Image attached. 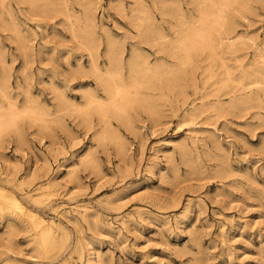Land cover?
<instances>
[{
  "label": "rangeland",
  "instance_id": "rangeland-1",
  "mask_svg": "<svg viewBox=\"0 0 264 264\" xmlns=\"http://www.w3.org/2000/svg\"><path fill=\"white\" fill-rule=\"evenodd\" d=\"M143 1H93L94 30L102 40L101 65L108 38L122 44L124 56L136 44L152 61L160 55L167 65L177 63L168 53L144 43L141 27L135 22L145 16L141 12L144 9L174 36L176 18L161 14L163 5L172 0ZM175 1L184 12L192 7L189 0ZM261 1L252 0L251 7L242 13L229 12L241 40L239 46L220 51L222 58L212 64L211 77L205 79L208 82L203 83L207 59L202 52L193 63L194 68L185 66L178 71L186 97L177 94L179 87H175L162 96L161 109L155 115L138 107L130 109L132 127L115 118L108 126L100 125L96 114L85 121L71 106L51 114L59 102L55 89L67 93L71 101L83 103L84 90L97 86L89 71L87 50L70 27L78 16L81 23L85 22L83 5L79 0H70L75 11L70 21L60 12H36V16L25 10L22 13L14 3L33 48L25 61L14 33L0 22V79L3 74L10 75L6 93L0 91V111L12 99L20 107L36 101L50 113L43 128L41 122L34 125L27 117H21V142L14 128L7 131L14 130L10 135L4 134L0 185L20 195L25 205L42 217L55 220L56 247L37 248L33 237L38 228L34 229L25 216L14 218L0 211V264H88L85 259L91 247L97 254L96 264H264V107L243 110L235 98L243 96V90L236 89V82L229 81L231 84L216 90L224 67L229 65L232 75L239 76L243 62L253 60L255 49L264 47V0ZM243 34L248 47L242 43ZM78 61L86 64L80 68ZM189 74L195 77L196 92L186 79ZM213 88L214 93L208 95L207 91ZM99 93L104 95L102 90ZM218 101L220 109L215 105ZM202 103L208 109L182 121L185 111ZM257 103L264 104L260 100ZM57 114H62L61 123L54 119ZM118 140L125 145L122 153ZM179 144L187 150L183 151ZM3 177L12 182H2ZM52 178L56 181L52 186L32 190L48 185ZM33 192L39 194L36 200L26 197ZM6 217L13 219L17 228L9 237L5 233ZM20 245L24 247L22 251H18Z\"/></svg>",
  "mask_w": 264,
  "mask_h": 264
},
{
  "label": "bare ground",
  "instance_id": "bare-ground-1",
  "mask_svg": "<svg viewBox=\"0 0 264 264\" xmlns=\"http://www.w3.org/2000/svg\"><path fill=\"white\" fill-rule=\"evenodd\" d=\"M93 1L94 0H79L81 5H83L82 6L83 7L82 14H83V19L85 21V22H82V23H84V25H83L80 21L79 16H78L79 19L76 18V19H78V21L76 19H74L75 22L70 20L71 18H73V13L75 12V11H73V9L71 7L72 5H71L70 0H0V22L6 28L12 30V32L14 33V36H15V40L17 42L16 44H18L19 48L21 49V51L24 55L23 59H25V61H27V59L30 58L29 55L31 54L29 52L33 47H32V44H30L31 38H29V35L24 33L25 30H24V28L21 27L22 23L19 22L20 19L18 20V18H17V11L19 10L22 13H24V10H25L26 12L28 11L32 14L34 13V15L36 12H43V11H44V13L49 12L51 14L52 13H59V12L62 13L66 17V19L72 21L71 26H70L71 30H72V34L76 38H79L78 41L81 43V45L83 44L82 46L85 47L87 50L86 54L89 56V59H88L89 71L94 74L96 81H97V83H96L97 86H95V87L93 86V88H91V86H90L84 90V93L82 96L85 98V101L83 103L71 101L70 98L67 96V93H65L63 90L55 89L54 90L55 91V97L58 99L59 102L57 103V105H58L57 109L54 112L51 111L52 112L51 114L53 115L57 112H61L63 109H66V108L68 109V107L71 106L73 111H75L76 114H78L77 116H81V118H83L85 121L89 120L91 118L92 114H96L98 116L97 122L100 125L102 124V125L108 126L112 123L111 122L112 118L113 119L115 118L117 120H120L122 123L128 125L129 127H132L133 121H131V120H133V118L132 119L130 118L132 113L130 115L128 114L130 112L129 111L130 109H132V108L134 109L135 107L137 109V107H138V108L143 109L144 111H146L147 113H149L151 115H155L161 109L160 108L161 107V101L164 99L163 97L167 94V90L168 89L173 90V88H175V87L176 88L179 87L178 91H175V92H178L177 94H180V95L182 94L184 97H186L184 95L185 89L183 90V88L180 87L181 86L180 83H182V82H180V80L182 79V77H180L181 74L179 75L178 71L181 68L183 69V67H185V66H189V69L191 66L195 67L196 64L194 65L193 63L197 60V56L199 54H201L202 52L206 53L205 56L207 59V64L203 67L204 72L205 73L207 72L205 74L203 83L208 82L207 81L208 79L207 80H205V79H206V77L207 78L211 77V73H212L211 66H212V64H214V62L217 61L218 58H219L218 61H220V59L222 58V56L219 55L220 51L224 50V52H225V50H231L234 46L238 45L237 43L240 42V40H241L240 35L237 32H235V30H237V29H235V27L232 25V22H231L232 19H231V21L229 19V15H228L229 12L232 10H236V11L242 13V12L248 10L251 7V1L252 0H189L187 3H189L192 6L191 8H187L189 10V12H184L181 5L179 3H177L175 0H172V2L170 4L163 5L161 14L162 15H168L169 14V15H172L173 18L174 17L176 18V21H174V23L175 22L176 23L174 24L172 22L173 25L176 27L175 28L173 26L174 31H177L174 36H170V31L168 33L167 31H165L162 28L161 23L158 22V20L154 17L155 16L154 14L153 15L151 13L149 14V12L146 13V11L142 8L143 10H141V12H143V14L145 16L141 17V19H139L140 21H135V22H138V26L141 27V29L139 31L140 36H141L142 40H144V43L147 42L148 44H152L151 46L157 47V50L159 52L164 51V53L165 52L168 53L170 56L174 57L177 60L176 64H175V62L173 64H171L172 62L171 63L169 62L170 65H167V63H164L163 62L164 58L161 57L160 55H157L155 57L154 61H152L149 58V55L147 53L143 52L141 47H139L136 44H132V46H130L131 48L129 50V53L124 56L125 48L122 46V44L121 45L118 44L117 42H115L111 38L107 39L106 45L104 47L105 50L103 49L105 60H104L103 65H101L99 62V57L101 55L99 52V45L102 43V40L99 36H97V34L94 30V16H96V15H94V12H95L94 7L95 6H94ZM141 1H143V0H141ZM14 3H16L18 5V10L15 8ZM117 3H119V2H117ZM134 4L137 5V3H134ZM152 4H154V2H152ZM129 6H130V4H129ZM145 6H148V5H145ZM136 9H140V8H136ZM149 9H150V7L148 8V11H149ZM146 10H147V8H146ZM132 11H133V9L131 10V12ZM138 11H137V13L135 12L136 15L140 14ZM78 12H80V11H78ZM116 14H117V12H116ZM53 15H56V14H53ZM74 15H75V13H74ZM133 15H135V14H133ZM141 16H143V15L141 14ZM137 17L139 18V16H137ZM175 18H174V20H175ZM162 19H163V17H162ZM38 23L41 24L40 21ZM240 34H242V33H240ZM245 36H246V34H245ZM241 38H242V36H241ZM32 40H34V39H32ZM242 40H243L242 43L244 42L243 45H245L247 40L245 42L244 34H243ZM32 43H33V41H32ZM248 45L246 44L247 47H248ZM0 54H1V52H0ZM245 55H246V52L243 51V57ZM254 56H255V58L253 60L246 62V63L243 62V71L241 72V74L239 76L232 75V73L229 70L230 67L228 68L227 66H229V65H227L226 67H224L225 70L221 71V72H223V77L218 78V81H216L218 83L221 82V85L218 87V89L216 88V90H220L222 88H225V86H226L225 84H227L229 81L236 82L237 84H239L236 89H238L240 91L243 90V93H241V95H243V96L242 97L239 96V97H235V98H237V101H239V103L241 105H243V110H247V109L249 110L250 108H253V107H257V108L258 107H260V108L264 107V104H261V103L258 104L257 103V100L264 102V47H257L255 49V55ZM80 61H78L79 65H77V64H75V65L80 66V68H82L83 65H85L86 63L82 65L80 63ZM26 63L28 64L29 62H26ZM223 64H225V63H223ZM2 65H4V64H2ZM0 66H1V63H0ZM23 66H24V64H23ZM187 71H188V69H187ZM190 72L192 73L193 71H190ZM8 75L3 74L1 79H0V91L3 93H6V90L9 86V84H8L9 79L7 77ZM90 75L92 76V74H90ZM186 79H188V81L191 82L190 84L193 85V87H194L193 89H195L194 92H196L198 85L195 81V77L193 76V74H189ZM184 80H185V78H184ZM94 81H95V79H94ZM236 83H234V85H236ZM177 85H179V86H177ZM100 90L103 91L104 95H101L99 93ZM213 90H215V89L213 88L212 90L207 91L208 95L214 93V92H212ZM168 91H170V90H168ZM12 96H10V97H12ZM205 97H206V95H205ZM5 98H7V97L5 96ZM15 102L12 101V99H11V101H9L6 106H3V110L0 111V146L1 147L3 146L2 142H3L4 134L11 128H14L17 131V135H16L17 140L20 142L23 140V135L21 134L20 130L18 129V121L21 117H27L29 119L28 121L29 122L32 121L33 124H34V122H41L40 124L43 125L48 120L47 116L50 112L48 113L40 105L36 104L35 103L36 101L31 100L30 103L26 102L22 107L18 106L16 104L17 102L16 103ZM218 104H219V101L217 103H215V105H217L216 108L220 109V106ZM233 106H234V104H233ZM0 107L2 108V105ZM206 107H207L206 103H202L199 106L194 105L191 109L185 111L182 114V117H183L182 121L187 120L190 117L191 118L195 117L198 113L204 111L205 109H208ZM51 117H53V116H51ZM61 118H62V114H57L54 119L59 120L58 122H60ZM49 119H50V117H49ZM55 120L52 119V121H55ZM30 124H31V122H30ZM40 124L38 125L39 127L42 126ZM43 127H45V125H43L41 128H43ZM50 127H52V126H50ZM12 131H14V130H12ZM11 132H9V133H11ZM101 132L103 133V130ZM112 132H114V131H112ZM114 134H117V133H114ZM114 134H113V136H114ZM103 136L106 137V133H104ZM121 139H122V137H121ZM101 141H102V139H101ZM182 144H179V147H181L182 150L184 151L186 148H184L185 146L183 147ZM117 145H118L119 152L122 153L125 151V145L121 140H118ZM184 153L186 154V151ZM0 155H2V154H0ZM123 155H124V153H123ZM3 156L4 155H2V157ZM84 159H85V157H84ZM87 161H89V160H87ZM188 163H189V160H188ZM1 180H2V182H5V183L6 182H8V183L12 182V179L9 177H3V178H1ZM54 182H56V181H54V179L52 178L47 183L48 185H46V186H42L43 184L38 185L36 188H34L32 190H34V191L38 190L39 191V189H42V188L44 189V187L47 188V187L52 186ZM9 189H7L3 185H0V211L7 213L9 216L11 215L14 218H21V216H25L26 218H28L29 221L31 222V225H33L34 229L38 228V230H39L37 232L36 236L33 237L35 240V241L33 240L35 242L34 245H36L37 248H39L41 250H49V248H52V247L55 248L56 247L55 246V236H54V224L56 223L55 220H53V219L47 220L46 218H44L40 214H38L36 211L27 207L25 205V203L22 201L21 197H19L20 195L18 196V194L16 192H13L12 189L11 190H9ZM43 194H44V192H43ZM36 195H39V194L36 192H33L31 194L26 195V197L31 199V200H36L37 199ZM44 196H49V193H45ZM81 207H83V206H81ZM86 207L87 206H85L84 208H86ZM88 208L89 207H87V209ZM1 215H2V213H1ZM7 218L8 217H6V219ZM6 226H7L8 231H6L5 233H7L8 237H9L10 234L12 233V230L16 228L15 227L16 223L13 221V219H7ZM2 232H3V230H2ZM15 232H18V231L16 230ZM15 232H13V234H15ZM33 235H35V233ZM18 236H19V234H18ZM15 237H17V236H15ZM3 238H5V237H3ZM8 239H7V241L12 240V238L10 240H8ZM61 239H62V237H61ZM5 241H6V239H5ZM29 241L31 242V240H29ZM6 242H4V243L6 244ZM11 243H13V242H11ZM7 246H6V248H7ZM14 246L19 247L16 244ZM20 246H22V247H21V249L18 248V251H22V249L24 248L23 245H20ZM15 250H17V249H15ZM22 253H24V252H22ZM87 253H88L87 259H85V260H87V263L88 264H96V262H97L96 255L97 254L92 249V247L89 249V251ZM14 254L16 255V253H14ZM19 254H21V253L19 252ZM38 255H39V253H37V256ZM27 257H28V255H27ZM84 258H85V256H84ZM5 264H8V263H5Z\"/></svg>",
  "mask_w": 264,
  "mask_h": 264
}]
</instances>
